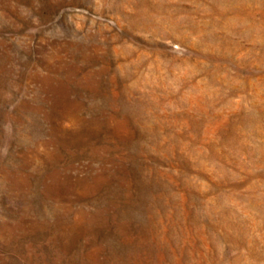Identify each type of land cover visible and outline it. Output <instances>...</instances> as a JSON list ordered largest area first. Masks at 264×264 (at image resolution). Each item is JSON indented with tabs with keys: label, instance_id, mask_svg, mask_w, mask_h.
<instances>
[{
	"label": "rangeland",
	"instance_id": "1",
	"mask_svg": "<svg viewBox=\"0 0 264 264\" xmlns=\"http://www.w3.org/2000/svg\"><path fill=\"white\" fill-rule=\"evenodd\" d=\"M0 264H264V0H0Z\"/></svg>",
	"mask_w": 264,
	"mask_h": 264
}]
</instances>
